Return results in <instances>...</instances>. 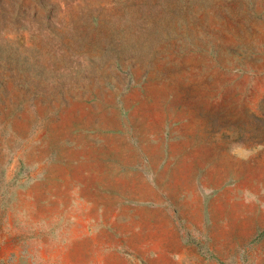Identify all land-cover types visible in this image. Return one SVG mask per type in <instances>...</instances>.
Here are the masks:
<instances>
[{
    "label": "rangeland",
    "instance_id": "1",
    "mask_svg": "<svg viewBox=\"0 0 264 264\" xmlns=\"http://www.w3.org/2000/svg\"><path fill=\"white\" fill-rule=\"evenodd\" d=\"M0 264H264V0H0Z\"/></svg>",
    "mask_w": 264,
    "mask_h": 264
}]
</instances>
